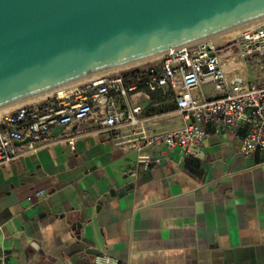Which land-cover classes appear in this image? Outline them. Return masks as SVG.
<instances>
[{
  "label": "crops",
  "instance_id": "0c3cea01",
  "mask_svg": "<svg viewBox=\"0 0 264 264\" xmlns=\"http://www.w3.org/2000/svg\"><path fill=\"white\" fill-rule=\"evenodd\" d=\"M223 61L264 83L236 51ZM137 104L147 130L186 122L171 90L141 86L120 99ZM246 131L243 122L222 133L208 125L196 157L166 146L140 153L132 144L145 141L117 144L95 118L55 125L47 145L0 166V264H106L95 260L102 255L117 264H264V151L240 152ZM39 189L47 195L31 203Z\"/></svg>",
  "mask_w": 264,
  "mask_h": 264
},
{
  "label": "water",
  "instance_id": "95a60500",
  "mask_svg": "<svg viewBox=\"0 0 264 264\" xmlns=\"http://www.w3.org/2000/svg\"><path fill=\"white\" fill-rule=\"evenodd\" d=\"M262 23L264 0H0V114Z\"/></svg>",
  "mask_w": 264,
  "mask_h": 264
},
{
  "label": "built area",
  "instance_id": "2783aa9c",
  "mask_svg": "<svg viewBox=\"0 0 264 264\" xmlns=\"http://www.w3.org/2000/svg\"><path fill=\"white\" fill-rule=\"evenodd\" d=\"M227 51H236L244 65L264 71V23L227 43L208 41L150 60L144 69L116 71L86 81L81 91L64 96L55 92L43 101L17 108L0 121V166L47 145L55 125L78 124L91 118L98 121L102 130L111 131L117 144L131 141L123 140L130 135L145 141L132 144L140 153L147 146H166L200 157L208 125L222 133L240 122L247 125L240 152L249 155L264 151V83L252 81L243 73L227 71L223 61ZM152 65L155 69L149 71ZM207 85L213 87L215 95L207 91ZM141 86L149 91L171 90L185 124L170 131L143 128V106L120 105L121 98L138 92ZM27 138V142L21 143ZM66 140L75 149V137ZM140 157L150 159L144 154ZM46 195V189H39L28 200L33 203ZM6 257L7 254H0V262H5ZM95 260L117 264L106 255L96 256Z\"/></svg>",
  "mask_w": 264,
  "mask_h": 264
},
{
  "label": "bare ground",
  "instance_id": "6f19581e",
  "mask_svg": "<svg viewBox=\"0 0 264 264\" xmlns=\"http://www.w3.org/2000/svg\"><path fill=\"white\" fill-rule=\"evenodd\" d=\"M236 36H233V37H227V38H222V39H216V40H213L214 42L216 43H225V42H228V41H231L232 39H234ZM146 63V62H144ZM144 63H140V64H137V65H134V66H131V67H128V68H125V69H129V68H132V67H135V66H138V65H141V64H144ZM124 70V69H122ZM75 90V85L74 86H71V87H68V88H65V89H61L59 90L58 92L56 93H60L61 95H65L66 93L68 92H71V91H74ZM47 99V98H46ZM45 100V99H43ZM43 100H40V101H43ZM39 102V101H37ZM17 109V108H16ZM14 109V110H16ZM14 110H11V111H8V112H5V113H2L0 114V121L6 117L7 115H9L11 112H13Z\"/></svg>",
  "mask_w": 264,
  "mask_h": 264
},
{
  "label": "rangeland",
  "instance_id": "374dc122",
  "mask_svg": "<svg viewBox=\"0 0 264 264\" xmlns=\"http://www.w3.org/2000/svg\"><path fill=\"white\" fill-rule=\"evenodd\" d=\"M156 61H158V60H156ZM147 63H144V64H141V65H138V66H135V67H132L130 70H140V69H144L147 65H146ZM120 72L121 71H123V72H125L126 70H119ZM129 71V70H128ZM123 72H121V73H123Z\"/></svg>",
  "mask_w": 264,
  "mask_h": 264
}]
</instances>
